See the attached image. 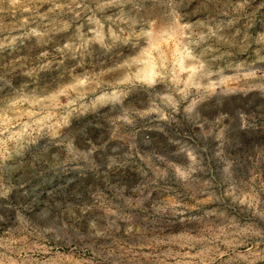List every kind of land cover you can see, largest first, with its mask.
I'll return each instance as SVG.
<instances>
[{
  "label": "rangeland",
  "instance_id": "obj_1",
  "mask_svg": "<svg viewBox=\"0 0 264 264\" xmlns=\"http://www.w3.org/2000/svg\"><path fill=\"white\" fill-rule=\"evenodd\" d=\"M3 264H264V0H0Z\"/></svg>",
  "mask_w": 264,
  "mask_h": 264
},
{
  "label": "bare ground",
  "instance_id": "obj_2",
  "mask_svg": "<svg viewBox=\"0 0 264 264\" xmlns=\"http://www.w3.org/2000/svg\"><path fill=\"white\" fill-rule=\"evenodd\" d=\"M0 264H3V263H2V260H0Z\"/></svg>",
  "mask_w": 264,
  "mask_h": 264
}]
</instances>
